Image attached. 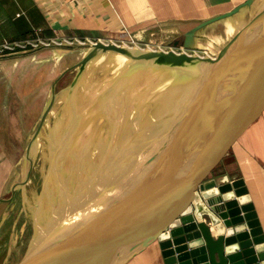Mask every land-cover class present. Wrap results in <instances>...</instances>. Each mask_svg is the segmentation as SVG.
I'll return each instance as SVG.
<instances>
[{"label":"water","instance_id":"95a60500","mask_svg":"<svg viewBox=\"0 0 264 264\" xmlns=\"http://www.w3.org/2000/svg\"><path fill=\"white\" fill-rule=\"evenodd\" d=\"M246 4L205 21L184 38L192 39L197 29L236 14ZM85 46L82 59L52 85L34 137L53 107L56 83L76 69L72 90L100 55L115 54L128 65H141L142 81H128H134L130 83L134 91L149 86L153 103L163 89L198 83L200 91L165 125L164 121L158 125L162 144L148 148V154L137 160L131 158L119 175L104 179L112 182L107 190L118 195L100 202L94 200L106 193L88 199L104 209L76 226H55L49 234L54 224L41 214L55 219L59 212L64 217L62 210L70 209L74 201L68 202L54 187L50 204L44 200L37 209L35 233L18 264H116L127 251L148 242L158 243L164 264H264V237L246 186L241 179L211 175L229 154L232 137L264 106V9L214 57L103 41ZM105 94L94 99L93 105L103 104V110H109L111 102L105 105L109 99ZM31 144L27 147L30 162ZM49 149L58 151L59 147L54 143ZM68 158L55 157L60 167ZM54 165L51 162V172ZM210 229L218 233L216 238Z\"/></svg>","mask_w":264,"mask_h":264},{"label":"rangeland","instance_id":"374dc122","mask_svg":"<svg viewBox=\"0 0 264 264\" xmlns=\"http://www.w3.org/2000/svg\"><path fill=\"white\" fill-rule=\"evenodd\" d=\"M172 28L159 27L147 37L134 38L133 44H125L213 57L229 38L222 42L209 37H199L200 40L177 38ZM85 47L80 45L78 50L86 51ZM8 55L0 52V60ZM106 55L95 59L72 90L70 85L76 69L68 71L56 83L53 107L36 137L34 134L41 115L37 119L32 118L34 120L29 131L21 136L14 149L0 151V199H4L0 200V264L19 263L35 233L37 209L44 200L50 204L54 187L67 196L68 202L74 200V205H81L82 208L85 202L86 206H90L94 202L88 201L102 193H108L110 197L115 194L107 190V184L110 183L112 187V182L104 179H111L110 175L114 173L119 175L123 165L128 164L131 158L137 160L148 154V148L162 144L161 133L156 129L167 119L152 115L154 112L151 109L154 110L155 104L151 105L149 86L134 91L130 87L134 81H128L136 78L142 81L145 76L140 71L141 65H128L115 54ZM175 78L180 80L178 73ZM199 85L197 83L195 87ZM163 90L159 95L166 92V89ZM103 93H108L105 94V97H109L105 105L111 102L109 110H103V104L93 105L94 99ZM46 94L48 98L51 96L50 88L45 91ZM38 112L35 111V114ZM178 112L174 111L173 114ZM152 116L154 119L150 120ZM39 141L40 146L36 143ZM29 142H32L29 151L32 162L27 159ZM54 143L58 145V151L49 149ZM33 147L36 148L32 151ZM57 154L69 157L63 167L55 159ZM229 161L230 158L223 160L211 175L220 174ZM51 162L56 167L53 172L50 171ZM12 187H15L14 190Z\"/></svg>","mask_w":264,"mask_h":264},{"label":"crops","instance_id":"0c3cea01","mask_svg":"<svg viewBox=\"0 0 264 264\" xmlns=\"http://www.w3.org/2000/svg\"><path fill=\"white\" fill-rule=\"evenodd\" d=\"M245 3L236 14L194 32L193 40L209 37L222 42L229 37L222 48L264 9V0H0V43L50 40L48 46L0 60V151L14 149L32 121L42 115L51 97L45 91H51L56 79L84 56L85 50L78 46L118 41L126 32L125 38H143L165 26L173 27L175 37L184 38L205 21ZM225 158L230 161L220 174L242 180L264 237V106L232 137ZM210 231L212 237L218 236ZM261 245L264 248V242ZM116 264L164 262L158 243L148 242L127 251Z\"/></svg>","mask_w":264,"mask_h":264},{"label":"bare ground","instance_id":"6f19581e","mask_svg":"<svg viewBox=\"0 0 264 264\" xmlns=\"http://www.w3.org/2000/svg\"><path fill=\"white\" fill-rule=\"evenodd\" d=\"M170 51H173V50H170ZM175 52H177V51H175ZM195 86H196L195 83L191 84V85L185 84V85H181L180 87H176L174 89H169L165 93H162V95H159L158 101H154L155 103L151 102V105L156 104L153 107L154 110L151 109V111L154 112V114H152V115L155 117H158V115H160V117H162L161 119L166 118L167 120H164V122H163L165 125L166 122H168L170 119H172L174 111L177 112V110H179V109L181 110L184 107H186L188 102H190L192 100V98H194L196 96V94L200 91V89L198 87H195ZM152 99H153V97H152ZM142 114H143V112H142ZM147 114H149V113H147ZM153 116L150 118V120L154 119ZM36 143L39 146L41 145L40 141L36 142ZM35 148L36 147H33L32 151ZM27 180H28V178H27ZM129 183H131V179L129 180ZM117 193L118 192L116 191V193L114 195H118ZM105 198H107V200H108V198H109L108 193H106L104 197L101 196L99 199H96L94 201L100 202V201H103V199H105ZM74 204H75V202L73 201L72 206H70V209L69 208L63 209L62 213H63L64 217H60L58 215L59 212L55 216V219H53L52 216L48 213H42L41 214L42 217L49 218V220L52 221L54 224L53 226L48 228L47 233L50 234L51 230L55 226H57V228L59 229L61 227H63V228L71 227V226L75 225L76 223L80 224L81 221H83L87 218H91L94 213L96 214L99 211H101L102 209H104V206H101L100 204H95V203L90 205V206L83 207V208L81 206L74 205ZM40 236H41V234H40Z\"/></svg>","mask_w":264,"mask_h":264},{"label":"built area","instance_id":"2783aa9c","mask_svg":"<svg viewBox=\"0 0 264 264\" xmlns=\"http://www.w3.org/2000/svg\"><path fill=\"white\" fill-rule=\"evenodd\" d=\"M125 34L127 35V32ZM125 34H123V36ZM123 36L120 39H118V41H113L111 43H115L117 45H122V44L126 45L125 42L132 43V44L134 43L132 38H125V36L124 37ZM120 43H122V44H120ZM49 44H50V42L44 40L43 38H38V37H37L36 41H35V39H26V40H21V41H3L0 43V52H6L7 54L12 55V54L22 52V51L29 49V48H37L40 45L41 46H48ZM56 44H60V43L57 42ZM126 46H128V45H126ZM151 49H155V48H151ZM160 50H167V49H160ZM177 52H179V51L177 50Z\"/></svg>","mask_w":264,"mask_h":264}]
</instances>
